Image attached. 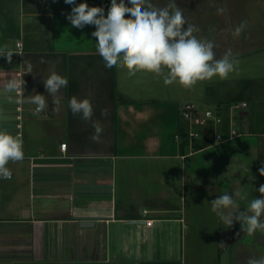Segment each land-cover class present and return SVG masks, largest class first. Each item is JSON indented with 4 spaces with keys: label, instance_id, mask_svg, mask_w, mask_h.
<instances>
[{
    "label": "crops",
    "instance_id": "crops-1",
    "mask_svg": "<svg viewBox=\"0 0 264 264\" xmlns=\"http://www.w3.org/2000/svg\"><path fill=\"white\" fill-rule=\"evenodd\" d=\"M85 2L106 15L111 0H76ZM151 2L174 3L199 27L197 38L217 45L216 59L232 52L236 70L192 90L148 72L129 76L126 68L105 67L95 27H72L64 0H0V46L23 54L11 63L0 56V131L22 138L24 151L22 161L7 165L14 177L0 179V264H246L264 256V232L249 235L238 222L227 228L210 203L239 191L243 211L261 197L264 0ZM53 67L69 80L58 112L44 87ZM11 77L24 80L23 96L46 97V115L34 116L35 105L20 103V91L4 92ZM73 95L91 100L93 120L104 127L100 142L91 139V123L68 108ZM187 102L238 118L240 135L218 141L207 129L200 149L181 154L175 135L187 125L180 110ZM80 217L93 218L92 225L81 226Z\"/></svg>",
    "mask_w": 264,
    "mask_h": 264
},
{
    "label": "clouds",
    "instance_id": "clouds-1",
    "mask_svg": "<svg viewBox=\"0 0 264 264\" xmlns=\"http://www.w3.org/2000/svg\"><path fill=\"white\" fill-rule=\"evenodd\" d=\"M64 3L72 6L70 13L66 14L72 27L81 30L86 26L95 27L91 35L96 41V52L108 69L126 68L129 76L148 72L162 78L165 85L177 83L186 90H192L198 82L215 76L227 79L239 64L230 50L216 59L214 48L217 45L207 38H197L194 33L200 31L199 27L188 24L182 10L174 3L158 8L151 0H127V4L125 0H111L106 15L103 7H90L86 2L77 4L76 0H64ZM246 24L242 21L236 26L233 35L239 37ZM14 54L23 56L10 44L0 46V56L5 57L8 63L12 62ZM40 62L46 63L43 58ZM23 65L27 74H32V62L24 60ZM68 85V78L57 73L54 67L44 78V87L54 104L53 112L60 110L64 98L61 90L67 89ZM23 90L24 80L11 77L4 82L5 93L20 91L19 102L35 105L33 115L40 117L48 108L46 97L41 94L23 96ZM8 98L12 99L11 96ZM67 106L74 116L79 115L83 121L91 123L94 129L91 139L100 142L104 127L99 120H93L91 100L73 95ZM101 116L106 118L108 109H101ZM23 159L22 138L0 131V179L11 180L12 172L7 165ZM259 174L264 176V166L259 169ZM249 179L254 180L255 177L249 176ZM258 191L261 197L252 199L243 211L239 210L237 203V198L243 199L239 191L217 196L210 202L211 211L227 228L238 222L241 231L249 235L258 230L264 232V220H261L264 215V185ZM246 264H264V256L250 257Z\"/></svg>",
    "mask_w": 264,
    "mask_h": 264
},
{
    "label": "built area",
    "instance_id": "built-area-1",
    "mask_svg": "<svg viewBox=\"0 0 264 264\" xmlns=\"http://www.w3.org/2000/svg\"><path fill=\"white\" fill-rule=\"evenodd\" d=\"M16 45L20 47L21 43L17 42ZM246 105V103L241 104L242 107ZM180 110L182 118L188 124L186 134L191 152L195 151L193 147L194 142H196V140L198 141L203 132L207 129L216 130L215 136L218 141L230 140L240 135L235 117L230 115L227 117L228 119H226V115L218 108L204 109L201 111L195 103L187 102L181 106ZM175 138L177 142H180L179 133H176ZM66 148L67 143H62L61 150L65 151ZM13 177L14 175L12 173V178Z\"/></svg>",
    "mask_w": 264,
    "mask_h": 264
},
{
    "label": "trees",
    "instance_id": "trees-1",
    "mask_svg": "<svg viewBox=\"0 0 264 264\" xmlns=\"http://www.w3.org/2000/svg\"><path fill=\"white\" fill-rule=\"evenodd\" d=\"M226 119H228V118H226ZM187 128H188V124L187 125L184 124V125L179 127L178 132H177L180 135V142H178L179 148H180V153L185 155V156L188 153V149H189V141L187 139V134H186ZM193 147L196 151V150L200 149L201 146H200L199 142H197V140H196V142H194V144H193Z\"/></svg>",
    "mask_w": 264,
    "mask_h": 264
},
{
    "label": "water",
    "instance_id": "water-1",
    "mask_svg": "<svg viewBox=\"0 0 264 264\" xmlns=\"http://www.w3.org/2000/svg\"><path fill=\"white\" fill-rule=\"evenodd\" d=\"M81 220L80 222V225H86V226H89V225H92V221H93V218H87V217H80L79 218ZM133 222H138V220H133ZM224 240H226V235L223 233L222 234V242H224Z\"/></svg>",
    "mask_w": 264,
    "mask_h": 264
},
{
    "label": "rangeland",
    "instance_id": "rangeland-1",
    "mask_svg": "<svg viewBox=\"0 0 264 264\" xmlns=\"http://www.w3.org/2000/svg\"><path fill=\"white\" fill-rule=\"evenodd\" d=\"M261 99V98H260ZM236 121L238 122V118L236 119ZM239 125V124H238ZM263 185H264V183H263Z\"/></svg>",
    "mask_w": 264,
    "mask_h": 264
}]
</instances>
